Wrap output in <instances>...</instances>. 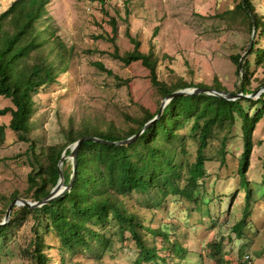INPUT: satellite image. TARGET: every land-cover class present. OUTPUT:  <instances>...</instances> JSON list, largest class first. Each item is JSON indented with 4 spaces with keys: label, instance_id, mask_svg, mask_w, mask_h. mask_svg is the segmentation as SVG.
<instances>
[{
    "label": "trees",
    "instance_id": "trees-1",
    "mask_svg": "<svg viewBox=\"0 0 264 264\" xmlns=\"http://www.w3.org/2000/svg\"><path fill=\"white\" fill-rule=\"evenodd\" d=\"M48 3L49 0H12L0 11V95L11 102L0 108V116L10 115L7 127L16 133L19 141L27 144L24 153L30 168L24 190L0 194V222L14 199L40 201L49 193L59 180L58 162L63 152L65 158L60 165L63 182H69L72 171L74 179L68 190L41 206L29 208L14 204L8 221L0 225V237H6L31 218V236L21 246L30 264H120L119 252L112 247L113 236H118L121 245L133 246L135 258L131 264H182L190 250L177 238L173 213L166 214L168 220L154 225V210L162 208L168 195L197 202L198 189L208 175L207 150L216 145L223 161L228 136L236 123L240 125L242 139L236 171L245 203L230 229L233 238L243 237L245 228L249 227V201L253 198L246 172L253 146L252 134L264 112V91L257 98L226 99L207 92L175 95L162 108L159 117L127 144L115 142L136 134L156 116L158 108L151 110L139 105V115L119 111L121 120L118 121L103 115L82 118L63 129V145L43 144L38 148L30 135L35 98L63 70L61 64L56 66L57 59L52 53L55 48L45 47L56 32L47 14ZM223 17L226 22L236 20L249 32H255L247 50L251 59L242 57L238 51L229 55L237 75H242L238 89L232 94L240 91L244 95L252 94L251 68L264 67V43L261 42L264 13H258L251 0H237ZM109 23L115 31L114 19L110 18ZM129 40L133 45L130 50L120 54L114 49L112 56L124 64L140 61L148 70L159 99L189 87L229 92L217 79L206 85L172 71L170 76L160 77V58L153 43L143 51L137 38L129 34ZM96 64L103 68L100 63ZM258 81L259 87L264 85L263 78ZM253 107H256L254 112L248 113ZM84 136L109 143L82 141L72 168L67 156L72 144ZM3 138L1 126L0 140ZM191 145L194 151L189 150ZM135 192L151 195L148 214L138 213L144 203L140 205L137 200L133 209L127 207ZM48 236L56 242L50 245ZM223 239L220 235L208 241L205 250L198 252L200 257L207 256L208 260L222 264ZM48 248L55 250V256L47 252ZM245 255L250 259L248 253H242L237 264H245Z\"/></svg>",
    "mask_w": 264,
    "mask_h": 264
},
{
    "label": "rangeland",
    "instance_id": "rangeland-1",
    "mask_svg": "<svg viewBox=\"0 0 264 264\" xmlns=\"http://www.w3.org/2000/svg\"><path fill=\"white\" fill-rule=\"evenodd\" d=\"M11 1L0 0V11ZM251 1L258 13H264V0ZM236 2L49 0L47 14L56 32L45 47L55 48L52 53L58 61L56 66L61 64L63 70L35 98L30 135L38 148L43 144L63 145V129L82 118L103 115L118 121L121 120L119 111L139 115V105L151 110L166 105L164 98L159 99L150 83L148 70L140 61L124 64L112 56L114 49L121 54L132 48L129 34L140 41L143 51L153 43L160 58V77H168L172 71L206 85L217 79L230 93L235 92L242 75H237L229 55L238 51L242 57L247 56L250 40L255 36L253 30L249 32L236 20L225 21L224 12ZM110 18L114 19L115 31L111 29ZM247 58L251 59L252 55ZM251 71L250 88L254 92L249 96L257 98L264 91V85L259 87L258 81L264 79V67H252ZM9 105L10 100L0 95V108ZM254 109L256 107L250 108L248 113H253ZM9 119V114L0 116L4 135L0 140V194L24 190L30 169L24 153L27 144L19 141L16 133L7 127ZM252 140L246 176L251 182L253 198L249 201V227L245 228L243 237L233 238L230 229L245 203L236 171L242 150L239 123L234 124L228 136L223 161L216 145L207 150L209 161L205 167L208 175L198 189L197 202L168 195L162 208L154 210V225L168 220L166 214L173 213L177 238L190 250L182 264H218L217 260H208L207 256L200 257L198 252L202 253L204 245L220 235L224 237L222 264H237L242 253L250 255V262L245 261V264H264V112L255 125ZM189 150L194 151V146L191 145ZM155 195L158 197L159 193ZM135 200L140 205L144 203L138 210L141 216L150 212L152 197L149 193L135 192L127 202L129 209H133ZM194 205L197 207L192 209ZM31 224L29 218L6 237H0V264H30L28 257L23 256L21 246L31 236ZM46 240L50 245L56 242L51 236ZM112 247L119 252L117 260L120 264H131L135 258L133 246L121 245L118 236H113ZM47 252L55 256L52 248Z\"/></svg>",
    "mask_w": 264,
    "mask_h": 264
},
{
    "label": "water",
    "instance_id": "water-1",
    "mask_svg": "<svg viewBox=\"0 0 264 264\" xmlns=\"http://www.w3.org/2000/svg\"><path fill=\"white\" fill-rule=\"evenodd\" d=\"M200 92H207V93H210L212 95H217V96L224 97L226 99H234V98H237V97H246V98L252 97V96H249V95H244L241 91H240L241 94H238V93L237 94H232L230 92L217 91L215 89H207V88H204V87H189V88H184V89L177 90V91H175V92H173L171 94L166 95L164 97V100L167 103L175 95H190V94H193V93H200ZM161 110H162V108L160 107L158 113L156 114V116L152 120H150L147 123H145L143 125V127L136 134H134V135H132V136H130V137L124 139V140L116 141L115 143H117V144H127V143L131 142L132 140H134L146 127H148L150 125V123L153 120H155V119H157L159 117V115L161 113ZM84 140H92V141H95V142L109 143L106 140L99 139V138H96V137H90V136H84V137L78 139L76 142H74L72 144L70 153L68 154V157H70V159L72 161V168H74V166H75L76 152H77L78 146ZM64 158H65V154L63 152L61 157H60V160L58 162L59 180L56 183V185L49 191V193L40 201H34L33 202V201H29V200H26V199H23V198L14 199L8 205V207L6 209V213H5L4 218H3V221L0 222V225L6 223L8 221V217H9V213H10L11 207L14 204L26 205L29 208H35V207L41 206L42 204L48 203L49 201L55 199L56 197L61 195L64 191H66V190H68L70 188V186L72 184V181L74 179V171H72V173H71V177H70L69 182L67 184H65L63 182V174H62V170H61V167H60V165L62 164V161H63Z\"/></svg>",
    "mask_w": 264,
    "mask_h": 264
},
{
    "label": "built area",
    "instance_id": "built-area-1",
    "mask_svg": "<svg viewBox=\"0 0 264 264\" xmlns=\"http://www.w3.org/2000/svg\"><path fill=\"white\" fill-rule=\"evenodd\" d=\"M244 260H246V262H248V263L250 262L248 255H245Z\"/></svg>",
    "mask_w": 264,
    "mask_h": 264
}]
</instances>
